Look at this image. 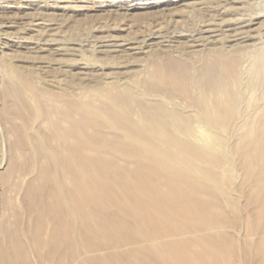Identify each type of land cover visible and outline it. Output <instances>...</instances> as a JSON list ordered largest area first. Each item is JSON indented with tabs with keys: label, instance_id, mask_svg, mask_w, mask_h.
<instances>
[{
	"label": "rangeland",
	"instance_id": "374dc122",
	"mask_svg": "<svg viewBox=\"0 0 264 264\" xmlns=\"http://www.w3.org/2000/svg\"><path fill=\"white\" fill-rule=\"evenodd\" d=\"M263 41L264 0H0V228L11 217L2 237L12 244L18 229L24 244L0 264H60L67 249L63 244L50 252L55 243L25 233L35 226L30 215L16 218L25 209L37 158L14 154L5 108L11 100L25 105L3 94L13 69L33 92L53 85L66 88L65 102L77 97L79 126L65 120L62 129L50 126L45 113L60 118L54 101L43 95L45 110L26 113L31 135H46L48 148L76 132L61 152L67 186L78 188L85 200L81 208H104L122 223L108 232L104 248L81 249L70 264H108V253H126L135 245L155 264H264V93L240 74L248 62L243 69L238 65L239 106L212 128L173 126L170 137L157 138L136 120L141 141L129 137L124 113L107 104L111 96L130 97L132 108L143 101V80L156 71L153 59L175 54L199 64L202 57L215 59L221 48L235 57ZM157 73L151 82L161 85ZM91 112L100 118L93 121ZM73 147L80 152L76 160L65 155ZM132 238L134 243H124ZM128 260L143 264V258Z\"/></svg>",
	"mask_w": 264,
	"mask_h": 264
},
{
	"label": "bare ground",
	"instance_id": "6f19581e",
	"mask_svg": "<svg viewBox=\"0 0 264 264\" xmlns=\"http://www.w3.org/2000/svg\"><path fill=\"white\" fill-rule=\"evenodd\" d=\"M215 34L212 35L217 37ZM235 37L241 39L244 36L236 34L233 38ZM260 44V47H256L248 53L239 52L235 57H229L221 48L215 53V59H213L214 57H208V59L202 57L199 64L192 63L190 65L185 58L176 57L175 54L168 55L165 59L158 57L152 60V66L155 67L156 71L148 73L143 80V101H139L137 106L132 108L129 105L132 102L130 97L111 96L107 100V104L110 105L112 110L124 113L123 115L127 117L125 119L127 125L125 126L130 128L128 130L129 137L141 139V141H143V137H137L133 128V126H137L136 120H139L140 124L147 128L151 135L158 136L157 138L160 136L170 137V128L173 126L178 128L192 126L206 129L218 126L219 119L223 113L235 111L239 106L238 99L243 93L241 89L243 82L240 80V76H237V70L239 66H242L243 69L245 62H248V67L243 69L240 74L247 75L251 79L250 86L258 88L260 95H263L264 41ZM9 72L6 77L7 82H9L7 91H4L3 94L7 98L12 96L14 100L18 99L25 105L21 107V103H17L10 98L12 101L10 102L11 108H5L10 132L15 137L13 148L14 150L18 149V153L14 152V154H23L27 158H37L36 164H34L37 167V173L27 181L28 185L25 187V209H23L22 214L16 215V218L21 220L22 217L24 218L29 214L35 222V226L28 229L25 233L35 237V241H49L50 243L52 242V245L55 243V248L51 249L50 252L57 253L58 248L66 244L67 249L60 255V264H70L73 261H77L81 249L104 248L102 244H104L103 241H108L106 238L108 232H117V227L122 225V223L118 221L115 215L105 214L104 208L102 209L103 212L100 210L101 208L86 207V205L81 208V204L85 200L81 199L78 188L76 186L74 188L67 186L66 177L68 178V175H65V171L61 172V169L67 167L68 163L61 156V152L63 146L69 145L75 139L76 136L74 134L76 132H70L73 135L67 134L61 139H57L53 146L48 148L43 147L46 135H44L43 140L31 135L30 119L28 116L26 120V113L32 112L30 111L32 108L45 110L43 95L48 96L47 99L54 101L53 104H56L58 110V113L54 112V114H57L60 118V121L55 120L51 113H45V120L50 126L62 129L64 120L73 125L75 124V127L79 126L81 104L76 100L77 97H73L75 100L72 99V101L65 102L62 97L68 93L65 91L66 88L62 87V90H58L53 85L52 87L51 85L50 87L47 86L43 91L41 90L42 94L41 92H33L28 81L26 82L25 79L21 81L20 76L19 78L16 77L17 79L15 78V73L18 71L14 73L13 69V71ZM155 72H158L157 74L160 76L159 82H161V85L151 82L152 73ZM15 79L21 81V84L19 83L20 81L18 84L22 85L23 88L17 85ZM236 98L238 99L236 100ZM188 109L193 110L192 116L185 113ZM90 115L93 121H97L100 118V113L98 112H91ZM129 115H136L138 118L132 119ZM17 116L23 120V123L18 120L22 125L15 123L14 117ZM246 122L247 120L244 121V123ZM114 124L117 125L119 123L114 120ZM49 148L51 149L49 150ZM14 154L13 159L16 157ZM79 154V150L73 147L65 155H71L76 160ZM12 162L14 164L17 161L14 159ZM22 173L23 171H20V174ZM74 218L75 222H73ZM11 221L12 218H7L6 215L0 228V262L6 258L9 252L16 251L13 247H16L19 252L24 249L20 230H13L15 241L12 244L2 237L8 230L7 227L12 223ZM46 224L47 226L51 224V227H49L50 231L46 228L48 232L45 231L46 233L41 236L42 233L38 232L39 230L43 231ZM75 225L79 226L75 227ZM74 232L77 233V236L73 235ZM25 233L23 232V234ZM118 243V241H115L116 245ZM124 243H134L133 238ZM115 251H112L113 253L111 254L108 253L104 257L105 262H109L108 264H131L132 261L128 259L143 258V264H155L150 254L145 252L144 249L137 248L136 245L132 246L126 253ZM51 256L52 253L49 258Z\"/></svg>",
	"mask_w": 264,
	"mask_h": 264
}]
</instances>
